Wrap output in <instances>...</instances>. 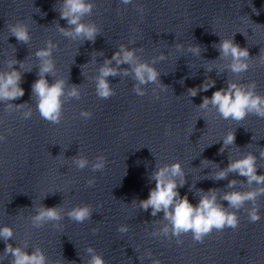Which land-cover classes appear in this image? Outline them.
Wrapping results in <instances>:
<instances>
[{
	"label": "clouds",
	"instance_id": "obj_1",
	"mask_svg": "<svg viewBox=\"0 0 264 264\" xmlns=\"http://www.w3.org/2000/svg\"><path fill=\"white\" fill-rule=\"evenodd\" d=\"M123 5L133 3V0H121ZM95 4L93 0H62L59 8L60 19L67 22V27L60 26L57 21V30L65 38L72 41H90L95 43L96 37L101 29L94 22H84V17L92 15ZM138 11L143 14V6H137ZM40 11V10H39ZM258 14V13H257ZM46 15V13H43ZM11 36H14L19 43L27 44L31 41L29 25L22 20L16 21L8 26ZM135 30V29H134ZM183 45L177 43L176 48L179 50ZM219 53L220 59H228L229 63L226 70L239 76L249 68V61L252 59L247 47H241L234 42L233 38H224L217 44H213ZM58 49V44L52 39L45 42V47L38 48L35 51V57L39 61L38 79L31 85V97L35 98L36 110L40 117L54 125H59L63 119V106L66 102L81 98V87L77 84L68 85L65 79L57 78L54 82L49 83L46 76H55L56 62L53 53ZM188 51L194 56H199L201 46L191 45ZM264 63V54L258 56ZM166 60V54H159L151 60L141 59L137 54L136 48H129L126 44L121 43L118 49L113 53L111 58H106L95 75V92L98 98L107 100L116 95L115 89L109 81V77H131L135 84L133 92L138 96L147 94L146 85H157L160 91H166L167 86L160 82L161 73L155 65ZM7 70L0 71V102L5 105V111L11 114L15 110H23L22 118L27 120L32 117L33 109L28 107V103L13 104L11 101L17 100L24 96L25 90L21 87L23 81V72L17 70L14 65L19 64L21 69L24 65L22 61L15 58L6 61ZM127 65L128 67H121ZM208 67L206 71H212ZM225 69H220L217 75H220ZM211 81V83H209ZM215 86V81L206 79L205 82L197 87L189 88L190 97H195L199 92H207ZM257 84L252 81L248 84L237 82H227V86L214 91L211 97L204 96L203 102L198 105L202 110L214 109L224 120L236 122L243 121L248 115H254L264 119V95L257 91ZM155 99H160L158 91H153ZM26 109V110H25ZM93 113L88 110H81L80 117L88 120ZM11 130H9L10 134ZM167 134V133H166ZM7 137L0 134V142L6 141ZM236 140L235 131H228L223 137V144L219 154H223L228 146L234 145ZM259 158L264 159V149L259 152ZM257 156L248 152L238 159H229L226 167L220 168L214 173V180H225L229 174L235 173L244 177L249 190H231L224 191L220 195V189L210 188L207 191L196 189L195 194L199 193V201L193 205L187 195L181 196L179 188L186 184L185 171L179 160L174 163H165L162 166L157 165L155 170L150 174L149 179L155 181V187L150 189L146 199L139 201L134 200L141 209L148 211L151 209V215L157 216L163 213V224L159 232H153L152 235H162L164 237H176V243L182 244L180 237L183 234L191 232L194 242L203 243L206 236L210 235L213 230L222 232L225 228L236 230L239 227L240 219L237 212L245 207V204L251 202L252 207L245 209L248 213L250 223H256L261 220L259 214V205L257 200L264 196V174H258ZM72 163L77 169L83 170L91 164L93 172L103 171L107 165V157L103 154L96 156L94 162H90L86 156L78 155L72 158ZM236 179L229 180L228 189H235L238 182ZM88 187L96 185V178L92 177L86 181ZM255 184V187H252ZM194 186H190L192 191ZM227 202V207L222 203ZM59 206L46 207L40 205L35 214L31 216L33 228H42L51 223L55 229H60L63 225L60 223L65 217L61 215ZM93 207L89 204L76 205L66 214L67 218L76 223H84L92 217ZM99 229L94 228L93 233ZM117 231L126 234L129 231L128 225H120ZM14 229L10 225L0 227V239L5 242L3 255H0V262L8 260L9 264H52L45 252L40 247H35L31 254L27 251L29 246H13L9 240H13ZM89 259L87 264H106L102 254L98 253L93 247H87ZM151 257V253L147 254ZM10 257V259H9ZM152 264H162L159 259H153Z\"/></svg>",
	"mask_w": 264,
	"mask_h": 264
}]
</instances>
